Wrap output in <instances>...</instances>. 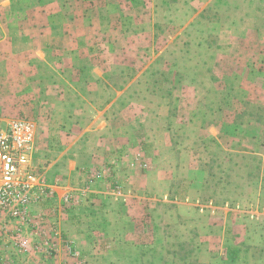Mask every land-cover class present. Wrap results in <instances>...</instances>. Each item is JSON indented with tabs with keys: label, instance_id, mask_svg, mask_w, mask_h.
<instances>
[{
	"label": "rangeland",
	"instance_id": "1",
	"mask_svg": "<svg viewBox=\"0 0 264 264\" xmlns=\"http://www.w3.org/2000/svg\"><path fill=\"white\" fill-rule=\"evenodd\" d=\"M19 25L42 26L52 44L34 70L13 64L29 57L22 46L0 51L1 128L40 122L24 93L50 91L47 73L52 92L95 93L96 116L112 93L137 94L118 100L136 113L105 117L112 138L142 145L150 188L132 181L119 232L105 224L77 264H264V0H0V34ZM26 150L40 174L42 133ZM117 154L98 152L94 168ZM109 199L105 207L122 209Z\"/></svg>",
	"mask_w": 264,
	"mask_h": 264
},
{
	"label": "crops",
	"instance_id": "2",
	"mask_svg": "<svg viewBox=\"0 0 264 264\" xmlns=\"http://www.w3.org/2000/svg\"><path fill=\"white\" fill-rule=\"evenodd\" d=\"M13 27V31L10 34H0V51H10L15 49L16 46H22L24 53H29V57L24 55L23 62L15 61L13 64L21 66L27 65L30 69L34 70L33 67H38L42 59L45 61L44 57H42L45 54L42 47H46L48 44H52V42L45 41V35L42 33L45 32V29L40 25H28V27H21L19 25ZM40 43H42V46H40ZM32 53L33 55H30ZM6 60L14 61L12 56L6 58ZM247 62L246 66L253 67V62ZM54 64L56 70L61 71V63L55 61ZM44 76V81H46L50 91L42 88V93H24V97L29 100V106L24 107V110H30L31 106H33L32 101H34L39 109V114H42L40 119L36 117L40 122H34L32 125L31 123L29 124L31 125L33 136L34 131L35 133H42V151L40 152L42 154V172L38 174L40 179H42V183L52 189L59 198L67 193L80 191L84 187V171L86 169L95 170L104 167L94 168L100 162L97 153L102 151L104 154L110 150L118 152L116 159H114L115 161H110L111 163L116 162V165L112 168L113 178L111 180H104L101 184L94 187L90 201H85L78 209H71L63 214L59 224V230L63 235V239L58 241V256L56 261L42 260L41 263L38 257H31L27 262V264H77L80 258L83 257L84 250L94 251V248H92L93 246L96 247L94 242L99 240L97 233H101L102 229L106 228L105 224L109 222L107 229H116L119 232V218H121L122 212L124 214L126 213V207L128 208V212L131 208L129 204L124 206L122 200L136 196L134 194L136 187L132 183L136 181L141 184L138 187V192H141V188H145V190L150 188V175L144 171L142 165V160L145 156L142 145L139 144L133 148L136 145V140L132 141V137L128 136L126 137L127 139L123 137L118 138V136L112 138L109 133L110 127H108L110 123L107 122V118L105 117L106 113H108L107 117L110 118L113 114L120 113L121 110L126 108L118 101L120 98L123 97L126 99L131 96L136 98L137 94L112 93L114 99L109 102L106 108L98 110L96 116L95 107L88 100L95 93H58L57 90L52 92V88L58 87L55 84L56 79H52L48 73L44 74ZM20 78L25 79V75L20 76ZM102 94L105 95L106 93ZM146 95L152 98L154 96L152 93H146ZM80 98L85 101V106H78L77 103ZM142 108L140 106L138 110L143 113ZM126 109L134 113L137 111V107L132 109L130 106ZM89 110L93 114L92 119L83 118L82 115L85 116L86 114L84 112ZM70 112L77 113L78 116L81 114V118H83L81 119V123H78L79 118L76 115L71 118L69 115H72V113ZM65 114L67 115L66 118L61 121V118ZM65 129L75 132V134L73 132V140L65 132H62ZM76 131H78L77 134ZM104 134H107V136H104ZM90 135L92 137L95 135L98 136V144L102 146L101 150H97L96 142L92 144L93 138H90ZM111 138L112 140L110 141L109 139ZM68 140H71L69 144ZM142 142L143 140L138 141V143ZM55 146L59 147L56 149ZM119 148L126 149L125 151L127 153V156L122 161L118 160L120 159L119 153H123L122 151L119 152ZM126 190L127 193L125 194ZM109 196L111 199L122 202V209L119 207H116V209L113 207L109 208V206L105 207L104 204L111 201ZM88 203L95 205H89ZM37 211L38 209H36ZM107 212L111 213L109 214L110 219H107V222L104 223V218L109 216L105 214ZM102 237L100 244L103 241L105 242L108 236L102 235ZM98 250L100 249L98 248Z\"/></svg>",
	"mask_w": 264,
	"mask_h": 264
},
{
	"label": "built area",
	"instance_id": "3",
	"mask_svg": "<svg viewBox=\"0 0 264 264\" xmlns=\"http://www.w3.org/2000/svg\"><path fill=\"white\" fill-rule=\"evenodd\" d=\"M32 138L31 126L25 122L10 129L0 127V264H27L31 257L41 263L56 261L63 214L78 209L94 187L113 178L116 162L86 169L84 187L59 198L31 170L26 147Z\"/></svg>",
	"mask_w": 264,
	"mask_h": 264
}]
</instances>
